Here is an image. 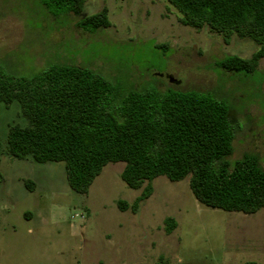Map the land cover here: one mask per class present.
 Returning <instances> with one entry per match:
<instances>
[{
  "label": "rangeland",
  "instance_id": "1",
  "mask_svg": "<svg viewBox=\"0 0 264 264\" xmlns=\"http://www.w3.org/2000/svg\"><path fill=\"white\" fill-rule=\"evenodd\" d=\"M103 10L111 27L93 32L50 0H0V69L32 77L53 65L82 67L120 97L209 93L231 108V161L255 154L264 167V59L251 74L216 66L229 56L250 59L256 42L234 36L227 43L210 28L185 26L167 0H86L85 15ZM15 124L28 125L20 103L0 104V264H264V209H211L194 197L190 178L163 176L137 214L122 212L118 203L132 205L143 191L122 180L125 163L107 165L89 193L78 194L65 163L8 153ZM168 218L177 225L171 234Z\"/></svg>",
  "mask_w": 264,
  "mask_h": 264
},
{
  "label": "trees",
  "instance_id": "2",
  "mask_svg": "<svg viewBox=\"0 0 264 264\" xmlns=\"http://www.w3.org/2000/svg\"><path fill=\"white\" fill-rule=\"evenodd\" d=\"M167 1L181 13L185 26L210 28L227 43L237 36L259 46L250 59L217 61L218 69L258 70L264 59V0ZM50 2L79 17L84 31L111 27L107 10L85 15L86 0ZM15 102L28 125L10 127L8 153L19 160L65 163L69 185L78 194H88L107 165L122 162V180L143 190L132 205L118 203L122 212L137 214L153 195L154 180L163 176L172 182L190 178L194 197L211 209L245 215L264 209L261 159L245 154L231 161V108L209 93L133 91L120 97L103 77L82 67L53 65L32 77L10 76L0 69V104ZM176 228L168 218L167 233Z\"/></svg>",
  "mask_w": 264,
  "mask_h": 264
},
{
  "label": "water",
  "instance_id": "3",
  "mask_svg": "<svg viewBox=\"0 0 264 264\" xmlns=\"http://www.w3.org/2000/svg\"><path fill=\"white\" fill-rule=\"evenodd\" d=\"M174 81V79H172V82Z\"/></svg>",
  "mask_w": 264,
  "mask_h": 264
}]
</instances>
